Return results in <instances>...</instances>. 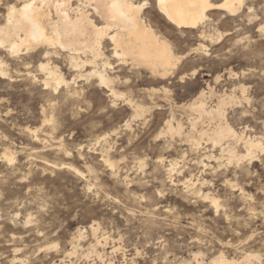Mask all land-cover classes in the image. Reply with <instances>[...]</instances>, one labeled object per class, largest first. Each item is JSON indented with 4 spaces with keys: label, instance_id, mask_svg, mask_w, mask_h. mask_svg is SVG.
Here are the masks:
<instances>
[{
    "label": "rangeland",
    "instance_id": "obj_1",
    "mask_svg": "<svg viewBox=\"0 0 264 264\" xmlns=\"http://www.w3.org/2000/svg\"><path fill=\"white\" fill-rule=\"evenodd\" d=\"M146 1L176 53L187 56L164 79L119 71L125 96L114 105L105 87L62 61L65 77H76L72 97L63 86L46 88L34 54L0 49L9 73L0 76V264H186L195 255L209 264L221 252L239 261L259 253L264 264V151L230 161L192 129L198 114L190 108L201 89L208 107L227 98L228 123L264 144V0L251 16L212 11L206 29L217 41L179 34ZM203 43L207 50H197ZM129 98L147 111L135 117ZM202 120L198 129L212 125ZM170 122H181L183 133H170ZM189 180L198 184L189 189ZM92 226L107 243H96Z\"/></svg>",
    "mask_w": 264,
    "mask_h": 264
},
{
    "label": "bare ground",
    "instance_id": "obj_2",
    "mask_svg": "<svg viewBox=\"0 0 264 264\" xmlns=\"http://www.w3.org/2000/svg\"><path fill=\"white\" fill-rule=\"evenodd\" d=\"M255 1L154 0V3L167 25L179 34L187 32L200 40L213 41L216 40L215 37L206 29L214 21L212 11L236 15L243 9L247 16H251L254 15ZM146 5V0H4V10L0 11V49L16 57L34 54L31 57L38 61V68L44 74L41 82L46 88L56 92L63 86L65 94L72 97L78 94L73 87L76 77H65L60 65L62 61L76 71L77 76L105 87L110 92V97L114 98L111 100L114 105L115 100L125 96L116 88V82L120 80L117 74L119 71L127 70L138 75L148 71L151 76L164 79L173 74L181 60L187 56L176 53L169 34L160 29L144 10ZM220 37L221 34L217 39ZM197 50L206 51L207 45L200 44ZM8 75V64L0 57V76L4 78ZM28 77L38 81L37 75L29 73ZM180 78L184 79V76ZM128 80L125 76L124 82L127 83ZM205 96V90L201 89L190 104V108L198 114V120L192 122V129L200 139L212 141V145L220 147L222 153H227L230 161L239 162L247 157L252 159L257 156V151H264L261 139L248 137L244 132L239 133L228 123L225 114L227 98L220 99L215 107H208ZM233 101L234 98L231 97L230 102ZM127 103L135 117L147 111L145 105L133 98H129ZM202 119H208L212 125L205 128L203 124L198 129L199 120ZM177 125L170 122L167 125L168 131L182 134L183 124L178 122ZM125 126L130 124L127 122ZM238 144H243L246 154H240ZM222 153L221 156L224 155ZM7 157L9 161L15 159L12 154H7ZM105 161L110 162V159ZM177 164L176 160H171L167 172L172 174ZM72 170L81 174L75 168ZM186 183L188 188L198 184L192 180ZM197 191L200 197L211 200L216 209H219L218 199L211 196L210 192H205L202 188ZM92 229L97 244L107 243L109 238L104 234L98 235V227L92 226ZM78 232L82 237L81 230ZM76 249L77 246L73 245L71 253L76 252ZM194 257L195 263L186 264L204 263L196 255ZM242 257L239 261L221 252L209 264H263L259 253L245 252Z\"/></svg>",
    "mask_w": 264,
    "mask_h": 264
}]
</instances>
